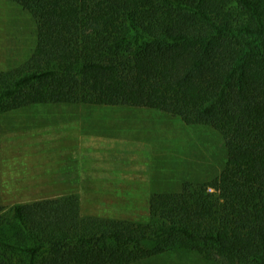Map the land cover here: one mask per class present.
<instances>
[{"label":"trees","instance_id":"obj_1","mask_svg":"<svg viewBox=\"0 0 264 264\" xmlns=\"http://www.w3.org/2000/svg\"><path fill=\"white\" fill-rule=\"evenodd\" d=\"M36 26L0 71V115L37 106L149 109L218 132L215 178L153 193L148 220L83 216L76 196L0 211V264H140L192 252L264 264V0H7Z\"/></svg>","mask_w":264,"mask_h":264},{"label":"rangeland","instance_id":"obj_2","mask_svg":"<svg viewBox=\"0 0 264 264\" xmlns=\"http://www.w3.org/2000/svg\"><path fill=\"white\" fill-rule=\"evenodd\" d=\"M36 26L15 3L0 0V71L24 63ZM221 135L149 109L37 106L0 115V211L76 196L83 216L148 220L153 193L178 192L223 169ZM140 264H222L170 252Z\"/></svg>","mask_w":264,"mask_h":264}]
</instances>
